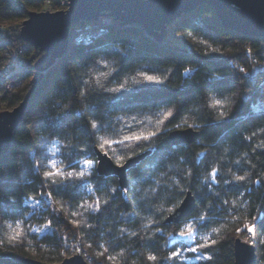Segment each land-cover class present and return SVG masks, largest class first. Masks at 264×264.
I'll use <instances>...</instances> for the list:
<instances>
[{
  "label": "trees",
  "instance_id": "16d2710c",
  "mask_svg": "<svg viewBox=\"0 0 264 264\" xmlns=\"http://www.w3.org/2000/svg\"><path fill=\"white\" fill-rule=\"evenodd\" d=\"M47 1L67 7L66 0H0V30L15 29ZM84 25L71 27L68 52L38 83L34 71H5L9 58L0 44V114L32 92L11 149L0 156V264L22 258L58 264L70 245L90 264H234V242L250 225L257 264H264V39L223 28L208 6L179 18L162 42L140 26L112 22L93 42L77 44L73 34ZM26 57L41 54L28 45ZM149 75L159 82H148ZM121 85L124 91H110ZM168 111L173 114L165 118ZM187 128L199 140L173 145L170 132ZM131 131L158 135L143 148L106 146L122 164L151 152L129 171L125 191L96 167L86 183L56 177L59 193L45 182L52 161L79 172L85 159L96 160L94 148ZM42 191L51 192L50 203ZM189 192L194 213L168 223ZM189 222L195 238L183 240L178 233ZM177 250L186 259H167Z\"/></svg>",
  "mask_w": 264,
  "mask_h": 264
},
{
  "label": "water",
  "instance_id": "95a60500",
  "mask_svg": "<svg viewBox=\"0 0 264 264\" xmlns=\"http://www.w3.org/2000/svg\"><path fill=\"white\" fill-rule=\"evenodd\" d=\"M67 9L56 12H29L22 23L19 40L35 50L41 57L35 64L43 79V72L49 71L68 52L70 29L81 23H98L101 19L111 18L121 26L137 25L159 42L168 35V28L183 15L208 6L214 10L218 21L225 29L236 33L264 39V0H67ZM34 89V88H33ZM32 92L11 111L0 114V156L8 153L17 129L22 125L28 110ZM200 133L187 128L173 130L169 139L173 145L194 144ZM99 153V156H97ZM151 152L133 157L118 167L114 160L103 157V151L94 148L100 163L96 171L101 177H115L120 189L128 186V173L136 168ZM196 199L187 193L175 214L168 223H178L188 218L196 210ZM257 248L236 239L234 242V264H257ZM20 264H47L34 259H19ZM58 264H89L82 255L64 259Z\"/></svg>",
  "mask_w": 264,
  "mask_h": 264
},
{
  "label": "snow or ice",
  "instance_id": "6c2138e0",
  "mask_svg": "<svg viewBox=\"0 0 264 264\" xmlns=\"http://www.w3.org/2000/svg\"><path fill=\"white\" fill-rule=\"evenodd\" d=\"M147 81L148 82H159L157 77L151 76V75L147 76ZM110 91H113V92L124 91L123 85H121L120 89H111ZM220 103L221 102L219 100L216 101V104H220ZM172 114L173 113L171 111H168L166 113L165 118L171 117ZM223 115L224 114L221 113V116H223ZM133 119H135V118H133ZM160 123L162 124L163 121H160ZM91 127L93 129H96L97 131L101 130L95 122H92ZM177 127H179V125ZM195 127H199V126H195ZM157 135H158L157 131H149L147 133L131 131L130 134L123 136V138L120 140H105L103 143H101L99 145V147L103 151V157H106L110 160L111 158L108 157V151L105 150L106 146H107V148L110 149L113 144H120V145L136 144V145H139L141 148H143L144 142H150L152 140V138L157 136ZM97 156H99V153H97ZM122 160H123V157H120L116 161V165L118 167H123V164L120 162ZM99 163H100V159H97V160L85 159L83 161V163L80 165L81 170L79 172L75 171L74 166H69L72 168L71 171L64 172L61 169L56 167L55 161H52L51 162L52 170L46 171L44 173L45 182H51L53 184V186L56 188L57 192L59 193L60 188H59V185H57L56 177H59L61 179V181L69 180V179H76V180H80V181L86 183L87 181L84 180L86 174L91 175L92 170ZM188 175L190 176L191 173L189 172ZM216 175H217V170L213 169V171L211 172V179L214 183H218V181L216 180ZM234 179L236 181H243L245 179V177L236 176ZM226 183H229V181H226ZM111 191L115 192L116 189H111ZM121 191H125V189L122 188ZM39 195H40L41 199H43L49 203L51 202V195H52L51 192H43L42 191L39 193ZM37 203H39V201H37ZM104 203L107 204L108 202L104 201ZM225 203H227V201H225ZM99 205H100V200H99V198H97V200L95 202V206L93 207V210L99 211ZM80 207H86V206L80 205ZM201 219H203V217H201ZM260 219L262 222H264V215H262V217ZM50 225H51V221H49V226ZM262 226H264V224H262ZM246 228H247L248 232L253 233V235L255 234V228H256L255 225L246 226ZM195 233H196V229L194 228L193 223L189 222V223H186L184 225L182 230L178 233V236L185 238V239H188V240H194ZM211 244H215V241H211ZM211 244L205 243L203 246L204 247H210ZM186 251L197 252V247H189L186 249ZM100 255H103V253H101ZM196 258L197 259H208V260L212 259L211 256H202V255H198ZM109 259H111V257H109ZM148 259L155 261L156 257L155 256H149ZM167 259L184 260V259H186V257L183 256V254L180 250H177V251L172 253L171 257H168Z\"/></svg>",
  "mask_w": 264,
  "mask_h": 264
},
{
  "label": "built area",
  "instance_id": "2783aa9c",
  "mask_svg": "<svg viewBox=\"0 0 264 264\" xmlns=\"http://www.w3.org/2000/svg\"><path fill=\"white\" fill-rule=\"evenodd\" d=\"M102 21V22H101ZM101 22V23H100ZM114 22L111 18L101 19L98 23H86L82 28L76 30L73 34L72 40L77 44H86L93 42L94 39L105 34L106 26ZM0 44L7 45L9 40L8 37H18L16 33L9 29H1ZM19 33V32H18ZM13 44V43H12ZM29 44L25 43L23 45H14L13 50L8 55L9 64L5 67V71L19 70L26 72H35V77H38L40 74L35 71V64L37 60L26 57V47ZM47 72H44L45 75ZM38 75V76H37Z\"/></svg>",
  "mask_w": 264,
  "mask_h": 264
},
{
  "label": "rangeland",
  "instance_id": "374dc122",
  "mask_svg": "<svg viewBox=\"0 0 264 264\" xmlns=\"http://www.w3.org/2000/svg\"><path fill=\"white\" fill-rule=\"evenodd\" d=\"M63 4H66V6H67V0L66 1H63L62 2ZM53 7H55L54 9H52ZM66 9H67V7H66ZM66 9H64V8H59V7H57L56 5H54L53 6V4H51L50 2H48L47 1V3H46V5H44V9L43 10H41V11H38V12H45V11H49V12H56V11H61V10H66ZM33 12H36V11H33ZM22 23L23 22H21L20 24H18V26H16L15 27V29H12V28H3V29H9V30H12L13 32H15L16 33V36L17 35H19L20 34V31H21V27H22ZM19 32V33H18ZM173 42H174V44H176V45H180V39L179 38H176V37H173L172 39H171ZM9 42V41H8ZM14 45L15 44H10V42L6 45V53H5V55H10V52L13 50V48H14ZM40 58V57H39ZM38 61V60H37ZM44 73V72H43ZM43 76H45V75H43ZM39 77H40V75H39ZM181 239H183V240H188V239H185V238H182V237H180ZM237 239H241L243 242H245V243H248V244H251V245H254V243H253V241H252V238H251V234L250 233H245V234H243L242 236H240V237H238ZM255 246V245H254ZM66 250H67V252L65 253V259L66 258H70V257H72V256H75V255H82L83 257H84V255L82 254V253H80L78 250H76V248L73 246V245H70V246H68L67 248H66ZM84 259L90 264V261H89V259L88 258H85L84 257Z\"/></svg>",
  "mask_w": 264,
  "mask_h": 264
}]
</instances>
